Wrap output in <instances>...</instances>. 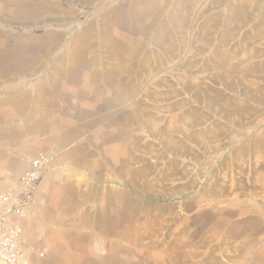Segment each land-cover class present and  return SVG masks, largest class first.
Masks as SVG:
<instances>
[{
	"label": "rangeland",
	"instance_id": "obj_1",
	"mask_svg": "<svg viewBox=\"0 0 264 264\" xmlns=\"http://www.w3.org/2000/svg\"><path fill=\"white\" fill-rule=\"evenodd\" d=\"M0 75L33 264H264V0H0Z\"/></svg>",
	"mask_w": 264,
	"mask_h": 264
},
{
	"label": "built area",
	"instance_id": "obj_2",
	"mask_svg": "<svg viewBox=\"0 0 264 264\" xmlns=\"http://www.w3.org/2000/svg\"><path fill=\"white\" fill-rule=\"evenodd\" d=\"M56 163L54 154L32 158L13 185L0 188V263L33 264L31 242L25 236L27 209L34 204L37 189Z\"/></svg>",
	"mask_w": 264,
	"mask_h": 264
},
{
	"label": "crops",
	"instance_id": "obj_3",
	"mask_svg": "<svg viewBox=\"0 0 264 264\" xmlns=\"http://www.w3.org/2000/svg\"><path fill=\"white\" fill-rule=\"evenodd\" d=\"M13 168H12V170H11V172H13V177L15 176L16 177V179H12L13 181L14 180H17L18 178H20L21 176H22V174H23V172H24V170H20V168H18L17 166H12ZM21 171V172H20ZM20 172V173H19ZM14 177V178H15Z\"/></svg>",
	"mask_w": 264,
	"mask_h": 264
},
{
	"label": "bare ground",
	"instance_id": "obj_4",
	"mask_svg": "<svg viewBox=\"0 0 264 264\" xmlns=\"http://www.w3.org/2000/svg\"><path fill=\"white\" fill-rule=\"evenodd\" d=\"M16 74H17V73H16ZM10 75H11V74H10ZM10 75H9V76H10ZM0 76H1V75H0ZM11 185H13V184H11ZM11 185H7V186H5V187H9V186H11ZM5 187H0V188H5ZM32 205H33V204H32ZM32 205H31V206H32ZM31 206H30V207H31ZM30 207L27 209V213H26V214H28V212H29V210H30ZM25 217H26V216H25ZM25 228H26V226H25ZM26 235H27V234H26ZM26 235H25V236H26ZM0 264H1V263H0Z\"/></svg>",
	"mask_w": 264,
	"mask_h": 264
}]
</instances>
